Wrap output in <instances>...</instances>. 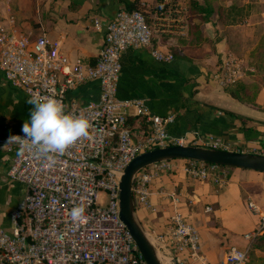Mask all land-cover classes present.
Masks as SVG:
<instances>
[{
  "label": "built area",
  "instance_id": "1",
  "mask_svg": "<svg viewBox=\"0 0 264 264\" xmlns=\"http://www.w3.org/2000/svg\"><path fill=\"white\" fill-rule=\"evenodd\" d=\"M138 9H119L105 25L101 51L93 64H71L58 41L44 34L30 41L19 32L16 19H0V72L13 87L32 95L55 97L65 111L85 115L90 121L82 136L62 152L37 156L27 141L8 143L0 137V149L11 154L7 177L21 183L26 192L11 213V230L0 229V264H146L119 218V180L123 169L137 155L171 145H193L264 156V145L232 147L213 137L171 138L166 129L174 115L153 114L141 99H120L117 87L121 55L129 49L149 48L159 62L173 55L161 45L163 38L185 39L190 22L185 0H130ZM97 23V22H96ZM156 41L157 45L152 46ZM255 73L243 56L227 51L210 74V80L224 87ZM98 83V98L86 102L67 99V92L80 85ZM136 117L143 127L137 137L129 125ZM175 161H161L137 172L131 183L135 208L153 210L150 184L160 175L175 170ZM184 172L191 181L227 184V167L185 160ZM104 194L102 201L101 195ZM176 203L174 194L168 195ZM84 204L83 219L74 221L70 210ZM250 211L259 215L254 231L243 238L244 249L228 248L219 264H246L250 241L264 233V214L251 201ZM206 212L211 207L205 208ZM161 264H207L201 255L198 229L175 211L168 229L151 242Z\"/></svg>",
  "mask_w": 264,
  "mask_h": 264
},
{
  "label": "crops",
  "instance_id": "2",
  "mask_svg": "<svg viewBox=\"0 0 264 264\" xmlns=\"http://www.w3.org/2000/svg\"><path fill=\"white\" fill-rule=\"evenodd\" d=\"M123 7L120 0H0V19L13 15L19 32L28 34L31 42L41 34L60 42L71 64H93L103 47L106 22ZM190 19L189 13V32ZM228 29L232 33L220 34L208 22L201 29V40L193 46L180 44L189 40V33L185 39H161V45L172 55L176 53L167 63L155 60L149 48L127 50L120 58L118 97L141 99L159 116L173 114L174 122L166 129L171 138L213 137L232 147L264 145V87L256 97L259 108H253L235 101L210 80L222 54H235V42H240L235 38V24ZM205 43L210 44L205 53H184ZM98 94V83L91 81L68 91L67 99L82 103L96 100ZM32 107L24 92L0 72V137L23 133L22 125ZM129 125L134 137L144 128L136 117L130 118ZM174 161L172 173L160 175L150 184L153 210L135 208L150 241L167 231L173 213L179 211L198 229L201 255L207 264H219L232 246L244 249L248 243L243 236L254 231L259 221L247 202L264 214V173L228 169L227 184L219 188L209 181L189 180L185 160ZM10 163L11 154L0 149V229L4 231L11 230V213L26 192L23 184L7 177ZM171 194L176 203L171 202ZM206 207L211 211L206 212Z\"/></svg>",
  "mask_w": 264,
  "mask_h": 264
},
{
  "label": "water",
  "instance_id": "3",
  "mask_svg": "<svg viewBox=\"0 0 264 264\" xmlns=\"http://www.w3.org/2000/svg\"><path fill=\"white\" fill-rule=\"evenodd\" d=\"M189 160L223 167L264 173V156L202 148L193 145H171L137 155L123 169L119 180V218L129 231L146 264H161L157 251L145 233L135 212L131 183L141 169L161 161Z\"/></svg>",
  "mask_w": 264,
  "mask_h": 264
},
{
  "label": "clouds",
  "instance_id": "4",
  "mask_svg": "<svg viewBox=\"0 0 264 264\" xmlns=\"http://www.w3.org/2000/svg\"><path fill=\"white\" fill-rule=\"evenodd\" d=\"M28 103L33 107L22 125L25 134L10 135L8 143L24 140L26 147L37 156H48L49 153L62 152L68 145L82 136H87L90 128L89 119L82 114L65 111L63 103L55 97L32 95ZM84 204H77L70 210L74 221L83 219Z\"/></svg>",
  "mask_w": 264,
  "mask_h": 264
},
{
  "label": "trees",
  "instance_id": "5",
  "mask_svg": "<svg viewBox=\"0 0 264 264\" xmlns=\"http://www.w3.org/2000/svg\"><path fill=\"white\" fill-rule=\"evenodd\" d=\"M120 1L126 10L138 9L130 0ZM186 4L192 26L188 36L189 40L182 41L180 44L193 46L201 40V29L210 22L211 17L217 11L218 5L217 0H186ZM173 55L176 56V53ZM247 58L250 65L254 66L255 73L224 87L223 90L235 101L253 108H259L256 97L261 88L264 87V38L259 41L255 50ZM246 264H264V233L255 235L250 241L249 259Z\"/></svg>",
  "mask_w": 264,
  "mask_h": 264
},
{
  "label": "rangeland",
  "instance_id": "6",
  "mask_svg": "<svg viewBox=\"0 0 264 264\" xmlns=\"http://www.w3.org/2000/svg\"><path fill=\"white\" fill-rule=\"evenodd\" d=\"M217 5V11L210 19L214 30L226 35L232 33V30L228 29L229 25L235 24V38L240 42H235L234 51L239 56L248 57L259 41L264 38V0H217ZM208 49L210 44L205 43L199 49H187L184 53L197 56ZM100 195L103 201L104 194Z\"/></svg>",
  "mask_w": 264,
  "mask_h": 264
}]
</instances>
